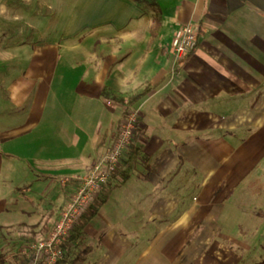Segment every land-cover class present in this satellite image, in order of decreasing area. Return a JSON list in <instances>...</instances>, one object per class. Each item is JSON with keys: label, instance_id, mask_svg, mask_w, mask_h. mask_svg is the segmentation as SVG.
Returning <instances> with one entry per match:
<instances>
[{"label": "crops", "instance_id": "obj_1", "mask_svg": "<svg viewBox=\"0 0 264 264\" xmlns=\"http://www.w3.org/2000/svg\"><path fill=\"white\" fill-rule=\"evenodd\" d=\"M155 1L75 0L63 33L73 45L35 48L13 81L14 102L29 110L0 136V178L4 165L11 174L0 186V235L22 246L47 236L80 184L73 176L107 153L138 108L120 165L128 170L137 145L135 168L106 183L117 186L86 227L85 264L262 261L264 0ZM189 22L198 47L177 61L171 39Z\"/></svg>", "mask_w": 264, "mask_h": 264}, {"label": "rangeland", "instance_id": "obj_2", "mask_svg": "<svg viewBox=\"0 0 264 264\" xmlns=\"http://www.w3.org/2000/svg\"><path fill=\"white\" fill-rule=\"evenodd\" d=\"M74 3L75 0H0V136L27 120L29 104L19 107L12 98L11 86L23 77L34 59L35 48H64L62 43L75 42L63 38ZM1 176L0 186L3 176H11L5 165ZM11 186L7 183L5 188L9 190ZM19 239L13 232L0 235V264H19Z\"/></svg>", "mask_w": 264, "mask_h": 264}, {"label": "built area", "instance_id": "obj_3", "mask_svg": "<svg viewBox=\"0 0 264 264\" xmlns=\"http://www.w3.org/2000/svg\"><path fill=\"white\" fill-rule=\"evenodd\" d=\"M199 27L194 23L180 25L173 33L170 47L177 61L185 59L198 47ZM139 109L127 111L118 135L107 153L85 174L75 175L80 184L52 231L19 249L28 264H57L65 253V244L82 215L89 209L103 186L118 171L124 152L131 145L138 126ZM70 177L65 180H69Z\"/></svg>", "mask_w": 264, "mask_h": 264}, {"label": "trees", "instance_id": "obj_4", "mask_svg": "<svg viewBox=\"0 0 264 264\" xmlns=\"http://www.w3.org/2000/svg\"><path fill=\"white\" fill-rule=\"evenodd\" d=\"M139 7L144 8L145 5H157L155 0H132ZM104 96L107 98H116V96L110 91H105ZM118 135V134H117ZM136 135V132H135ZM135 137V136H134ZM132 145V144H131ZM140 153V147L136 145L132 148L130 152L129 159L126 161L129 165L128 170H123V168L118 169L114 175H119L122 181H126L131 175V171L135 168L136 159ZM117 186L111 185L110 183L105 184L101 189L98 196L93 200L89 209L82 215V217L76 222L68 242L65 244V253L62 259L58 261L57 264H85L89 255L92 252L90 245L85 243L86 238V227L92 221V219L98 214L100 208L107 202L110 193ZM4 255L2 254L1 257ZM2 262V261H1ZM27 258L21 256L19 264H28ZM253 264H264V260L253 263Z\"/></svg>", "mask_w": 264, "mask_h": 264}]
</instances>
